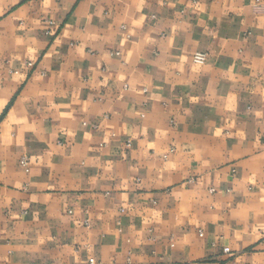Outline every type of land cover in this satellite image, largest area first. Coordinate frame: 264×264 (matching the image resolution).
<instances>
[{
  "label": "crops",
  "instance_id": "1",
  "mask_svg": "<svg viewBox=\"0 0 264 264\" xmlns=\"http://www.w3.org/2000/svg\"><path fill=\"white\" fill-rule=\"evenodd\" d=\"M0 264H264V0H0Z\"/></svg>",
  "mask_w": 264,
  "mask_h": 264
},
{
  "label": "built area",
  "instance_id": "2",
  "mask_svg": "<svg viewBox=\"0 0 264 264\" xmlns=\"http://www.w3.org/2000/svg\"><path fill=\"white\" fill-rule=\"evenodd\" d=\"M117 55H120V53H116ZM207 60V55L204 54V53H198L194 56V61L197 63V64H204ZM29 65L31 66L32 63H29ZM21 165L26 168L27 171H29V162H28V158H23L21 160ZM227 252H228V249H227Z\"/></svg>",
  "mask_w": 264,
  "mask_h": 264
}]
</instances>
